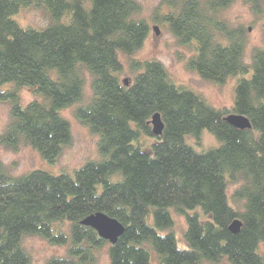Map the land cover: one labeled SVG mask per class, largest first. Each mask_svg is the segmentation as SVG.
Returning <instances> with one entry per match:
<instances>
[{"label": "trees", "instance_id": "1", "mask_svg": "<svg viewBox=\"0 0 264 264\" xmlns=\"http://www.w3.org/2000/svg\"><path fill=\"white\" fill-rule=\"evenodd\" d=\"M230 2L165 0L167 13H155L178 44L194 46L186 66L205 81L223 84L252 71L238 82L232 107L215 108L176 84L160 61L134 58L150 34L135 0H0V102L10 106L0 145L15 152L29 146L57 162L73 140L61 111L82 101L88 71L93 98L74 115L100 135L105 156L74 175L33 170L14 177L0 165V264H32L28 236L68 247L66 257L48 264H96L105 246L109 264H264V49L245 62L246 30L220 17ZM29 6L44 8L49 25L22 27L14 18ZM121 54L135 73L129 85ZM27 87L42 100L23 106ZM156 113L160 136L152 132ZM230 114L247 117L252 129L230 125ZM205 130L220 146L198 152L187 138L200 140ZM143 137L156 139L150 152ZM230 184L238 185L237 207ZM100 212L125 228L115 245L81 225ZM173 214L186 217L185 247ZM237 219L242 227L233 234Z\"/></svg>", "mask_w": 264, "mask_h": 264}, {"label": "rangeland", "instance_id": "2", "mask_svg": "<svg viewBox=\"0 0 264 264\" xmlns=\"http://www.w3.org/2000/svg\"><path fill=\"white\" fill-rule=\"evenodd\" d=\"M142 7L139 18L145 19L150 25V34L145 41L141 50L134 58L144 62L148 60L160 61L172 79L179 86H184L194 90L207 99L215 108H231L234 104L235 88L241 79L249 78L252 71L247 75H239L229 78L226 83L214 84L205 81L195 72L188 70L186 64L193 56L195 51L192 47H185L177 43L171 32L168 31L165 24L156 23L155 13L160 10L163 14L167 13L165 0H135ZM209 2L211 0H205ZM255 5L252 0H231L230 4L220 13L231 28H244L246 30V51L245 62L252 63V53L255 49H264V0H258ZM22 27L45 28L49 25L51 19L47 11L42 7L29 6L23 8L14 18ZM157 27L160 34L154 31ZM124 72L121 76L122 81L128 80L131 83L135 73L131 70L129 58L123 54L120 55ZM85 87L84 96L81 102L69 108L63 109L61 115L67 119L72 128V145L66 148L55 163H49L31 147L22 146L19 151L15 152L0 145V165L8 170L14 176L19 177L33 170H41L52 175L67 173L74 175L75 171L81 168L87 161H101L105 156L99 151L100 135L94 134L90 129L81 124L74 115L75 109L84 104H88L93 98L91 87L92 75L84 71ZM11 85H6L4 89H10ZM23 106L34 100H42L35 95L31 89L23 88L20 90ZM10 122V106L7 103L0 102V135H2ZM145 145L144 151L150 152L149 144L156 139L143 137ZM189 144L194 146L198 152L208 151L218 148L219 141L209 131H203L200 140L194 137H188ZM238 185L230 184L228 193L231 204L237 207L236 202L232 199L234 191ZM188 213H193L188 211ZM202 222L209 218L200 211ZM174 233L178 239L179 245L185 247L184 232L187 230L186 217L173 214ZM23 245L31 256L32 264H48L49 260L55 257H66L67 246L53 245L39 236H28L24 239ZM105 246L100 254L96 264H109V257ZM264 252V246L262 248ZM208 264V263H207ZM219 264H230L223 261Z\"/></svg>", "mask_w": 264, "mask_h": 264}, {"label": "water", "instance_id": "3", "mask_svg": "<svg viewBox=\"0 0 264 264\" xmlns=\"http://www.w3.org/2000/svg\"><path fill=\"white\" fill-rule=\"evenodd\" d=\"M154 31L157 35L160 34L157 27H154ZM125 85H129L128 80H125ZM225 120L239 130L252 129L250 120L243 115L230 114L225 118ZM151 125L154 135H162L164 123L159 113L153 115ZM81 225L92 228L97 232L101 239L108 241L111 245H115L118 242L125 229L118 220L101 212L86 217L83 221H81ZM241 227L242 222L237 219L231 224L230 231L233 234H237L240 232Z\"/></svg>", "mask_w": 264, "mask_h": 264}]
</instances>
